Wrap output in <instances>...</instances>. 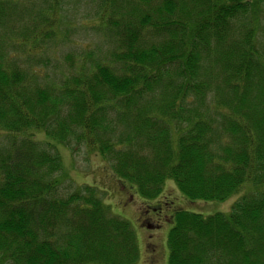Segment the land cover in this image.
I'll list each match as a JSON object with an SVG mask.
<instances>
[{
    "label": "trees",
    "instance_id": "obj_1",
    "mask_svg": "<svg viewBox=\"0 0 264 264\" xmlns=\"http://www.w3.org/2000/svg\"><path fill=\"white\" fill-rule=\"evenodd\" d=\"M61 1L0 0V264L138 260L95 188L59 193L56 144L147 200L243 191L229 215L175 210L168 264H264V0H84L69 25Z\"/></svg>",
    "mask_w": 264,
    "mask_h": 264
},
{
    "label": "rangeland",
    "instance_id": "obj_2",
    "mask_svg": "<svg viewBox=\"0 0 264 264\" xmlns=\"http://www.w3.org/2000/svg\"><path fill=\"white\" fill-rule=\"evenodd\" d=\"M38 1V0H35ZM60 15L65 25L71 22H81L95 16L93 5L87 6L84 0H62ZM68 41L78 43L93 42V33L89 30L69 31ZM95 41L94 43H96ZM83 45V44H82ZM57 44L49 45V52L57 51ZM62 48V47H60ZM80 51V50H79ZM49 56V55H48ZM63 63V57L59 59ZM52 71V70H51ZM39 141L44 140L43 134H36ZM42 144H45V143ZM61 158V172L56 173L60 184L59 193L67 194L73 189L91 186L96 189L102 203L110 208L111 214L126 220L135 233L138 246V260L135 264H168L167 238L174 224L173 213L177 209L199 214L204 217L221 213L229 215L231 207L242 195L243 191L230 196L222 202H191L179 192L173 180H166L159 201L166 194L160 210L153 208L158 199L147 200L142 198L130 185L121 188L117 180L109 173L107 162L93 153L87 152L84 145L75 146L70 150L68 146L56 144ZM243 190V189H242ZM145 209V218L153 222V228L143 225L140 212Z\"/></svg>",
    "mask_w": 264,
    "mask_h": 264
}]
</instances>
